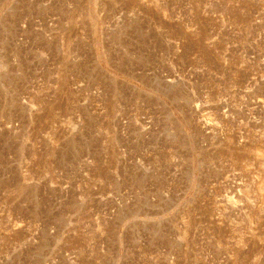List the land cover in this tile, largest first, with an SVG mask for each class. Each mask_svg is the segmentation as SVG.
I'll use <instances>...</instances> for the list:
<instances>
[{
    "label": "rangeland",
    "instance_id": "obj_1",
    "mask_svg": "<svg viewBox=\"0 0 264 264\" xmlns=\"http://www.w3.org/2000/svg\"><path fill=\"white\" fill-rule=\"evenodd\" d=\"M0 264H264V0H0Z\"/></svg>",
    "mask_w": 264,
    "mask_h": 264
}]
</instances>
